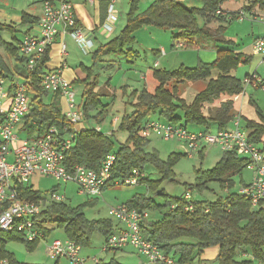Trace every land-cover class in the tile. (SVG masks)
<instances>
[{
	"label": "trees",
	"instance_id": "obj_1",
	"mask_svg": "<svg viewBox=\"0 0 264 264\" xmlns=\"http://www.w3.org/2000/svg\"><path fill=\"white\" fill-rule=\"evenodd\" d=\"M137 1L132 0V10H135ZM196 1L201 4V7H187L178 0H161L153 2L144 13L137 16L132 12L128 17L129 24L122 33L94 52L92 67H83L87 78L74 83V85L83 87L80 103H76V106L83 112L86 121L91 120L90 112L92 111L98 112L95 117L97 121L101 120L104 114L106 116L107 111L100 99L108 95L100 94V77L95 73L96 66L105 63L104 59L113 55L134 60L137 54L130 49L135 43L133 34L143 25L149 24L176 30L178 36L175 39L181 40L184 47H195L197 40L226 42L223 37L222 24L228 22L229 15H235L241 10L229 12L226 16L223 5L232 0ZM253 3L255 7L258 6L260 10H264V0H253ZM109 4L110 0H104L102 23L106 19ZM218 10H222V15H217ZM247 10L251 12L253 8L250 7ZM251 14L255 13L251 12ZM199 19H202L206 26L203 30L198 27ZM38 21L39 19L32 17L29 21L27 15L24 14L21 25L31 26L37 24ZM214 23L218 24L217 28H207V25ZM17 28L0 22V72L6 77L7 74H12L6 58L24 67V58L20 55L22 41L20 43L16 38ZM29 32L27 31L26 35ZM3 34H10L12 40L5 41ZM48 53L49 51L34 73L28 74L24 67L20 74L21 78L32 81L28 92L29 113L24 118L21 131L34 133V136L38 137L46 133L49 128L55 127L58 131V138L62 141L69 134H75L73 146L65 154L64 166L68 172H72L76 166H84L97 171L104 158L111 153L116 156L112 171L113 179L125 180L131 177L133 170L143 173L145 178L139 181V185H144L147 191L155 197H161L162 202L158 203L154 196L149 197L143 194L134 196L124 205L129 209L149 213L141 223L143 236L158 245L166 255L175 258L178 264H193L202 257L205 250L214 247L219 248L215 259L219 264L252 263L236 260L237 255L245 250H249L255 260L264 262V200L259 203L258 208H253L251 200L239 191L230 192L227 197L217 198L213 202L191 201V197L189 201H186L185 196L189 195V192H186L183 198L168 196L161 189V185L165 181H174L171 178L172 165L179 157L172 155L168 162L160 160L156 151H147L152 137L145 138L142 135L143 126L149 121L181 126L187 130H189V124L202 126L208 131L212 124L217 126V130L229 127L235 117L233 99L240 96L244 90L241 81L231 75L239 61V56L235 52L218 50L217 58L213 63L200 62L196 68L192 69L180 67L172 71L154 70L152 77L157 83L156 88L153 91L143 89L141 92H134L130 103L131 111L125 112L117 124V130L110 137L97 131L96 128L79 132L75 130L76 127L69 125L61 107V94L59 92L49 93L40 85L41 78L46 73ZM214 73L216 77H213ZM200 80L207 81L206 88L198 93L191 103H187L181 97L180 85ZM105 87L110 88L109 81L106 82ZM216 103H218L217 108L211 110L210 107ZM206 106H210L207 114L203 113ZM64 128L68 130L65 131ZM246 129H248L246 133L249 142L257 145L262 141L264 125L247 120ZM117 133H125L127 138L115 149L113 138ZM262 152L264 154V151ZM248 165L249 161L237 153H223L216 167L206 172L198 171L196 187L202 193L209 183L217 182L222 189L230 191L235 186L232 177L241 175L247 170ZM149 166L156 169L160 175L159 180L154 181L149 178L145 172ZM242 185L246 184L242 182ZM18 191L24 200L47 201L40 192L28 185L20 186ZM188 206H191L192 210H186ZM154 213H157L159 217L153 218L151 215ZM40 218L42 222L40 229L46 238L55 228H58L66 233L67 239L74 241L82 250L91 247L95 234L102 236L105 244L113 233L112 220H88L80 207L72 209L64 204V201L47 204ZM3 234L0 233V235ZM5 236L8 240L25 243L29 250L38 245V243L26 242L21 235L16 233ZM0 241V260L7 259L9 264H26L16 261L4 250L5 241L1 238ZM97 264H115V262L106 263L99 260Z\"/></svg>",
	"mask_w": 264,
	"mask_h": 264
},
{
	"label": "rangeland",
	"instance_id": "obj_2",
	"mask_svg": "<svg viewBox=\"0 0 264 264\" xmlns=\"http://www.w3.org/2000/svg\"><path fill=\"white\" fill-rule=\"evenodd\" d=\"M187 7H201V4L196 0H178ZM135 10H132V0H120L115 4V12L118 21L115 24V30L109 35L95 32L96 43L95 45H105L117 36L129 24L128 17L133 12L136 16L144 13L152 4L148 0H138ZM39 3L36 0H0V22L8 25H13L17 28L16 38L22 39L27 30V26H22L19 22H14L12 16L14 14L21 15L23 12L31 16L41 15ZM250 7L258 16H264V10H260L258 6H254L253 0H232L223 5V11L226 16L229 12L244 11L246 20L239 21L233 20L223 23L224 32L223 37L226 42L218 43L212 40H197L195 47H184L181 40L175 39L178 32L169 28H160L154 25H143L137 29L133 38L135 43L130 47L136 52L134 60L125 58L120 55H113L112 62L108 72H103L102 78L107 80L110 78L111 89H107L105 85L99 90L100 94L108 96L101 97V103L105 106L106 116L103 115L102 119L97 121V111L90 112V122L96 129H100L102 133L107 136H112V133L117 130V124L125 112H130V103L134 92H141L143 89L153 91L157 83L152 77L154 70L172 71L180 67L196 68L200 62L211 64L217 58L218 50H230L239 56V61L235 70L231 75L240 80L243 85V92L235 101V116L241 118L243 129L247 132V120H253L264 125V60L260 55L254 54L253 45L258 38L264 36V25L259 19L254 20L251 12L248 11ZM255 9V10H254ZM3 16V17H2ZM6 16V18L4 17ZM40 17V16H39ZM198 27L204 29L206 26L202 19L198 20ZM218 27L217 23L207 25L208 29H215ZM3 39L7 42L12 40L10 34H3ZM179 43L182 46H179ZM68 52L73 57L69 60V65L72 67L75 64H83L87 67H92V56L84 54L79 46L73 42L69 37L66 40ZM164 52L160 56H156L158 52ZM73 52V53H72ZM92 53V52H91ZM159 66H155V63ZM255 75L260 79V84H245L244 81L247 77ZM216 77V73L213 74ZM255 84V85H254ZM207 86V81H193L181 84V97L187 103H191L195 96L203 91ZM83 87L80 85H73V92L76 96V103H80V96ZM111 95V96H110ZM223 100L225 99L222 98ZM216 105L206 106L204 108L205 114L208 113V108L215 110ZM63 109V107H62ZM64 110V109H63ZM116 124L114 125V121ZM231 126V125H229ZM22 127V126H21ZM190 131H206L208 129L202 126L188 125ZM210 132L215 133L217 126L210 125ZM249 133V132H248ZM19 138H32L34 133H26L25 131H17ZM127 138L125 133H117L113 138L114 148L117 149ZM257 147L264 151V137L262 141L257 143ZM148 152H155L158 154L160 160L168 162L170 156L178 155V159L172 165V179L174 181H165L161 185V189L165 194L172 198H183L186 192H189L191 201H208L213 202L217 198H225L230 192H238L243 187L242 182L249 185L252 182L254 173L245 170L241 175L232 177L234 187L232 190L222 189L217 182L209 183L207 188L199 192L196 187L198 171L206 172L216 167L220 161L223 152L217 146H208L202 154H197L194 158L186 157L185 153L187 148L179 141H164L157 137L150 139V145L147 149ZM145 172L149 175L151 180L157 181L160 175L153 167H147ZM28 186L33 190L40 192L47 202L51 203V194L55 192L62 196L64 204L72 209L80 207L83 214L88 220H106L110 219L120 225L113 217L109 215L112 208H117L126 204L136 195H147L153 197L147 191L144 185L137 186H116L107 188L103 194L98 197H89L79 194L78 187L74 184H63L58 182L52 177L43 176L40 174L33 175L28 183ZM189 189V190H188ZM156 202L161 203L162 198L154 196ZM153 218L159 217L157 213L152 214ZM121 226V225H120ZM0 235L1 240L5 241L4 250L11 254L13 258L26 264H71L67 259L53 260L46 252L47 244L54 240L64 241L67 239L66 233L58 228H55L47 237L45 241H41L38 245L29 250L25 243L17 240H8L5 236ZM103 237L95 234L91 242V247L82 250V256L89 258H96L98 261L102 260L106 263L114 261L115 264H140L146 263L147 260L134 254L133 250L126 251H111L104 252ZM84 252L91 254L86 255ZM112 253H116L115 255ZM137 255V256H136ZM205 260V262L203 261ZM238 262L251 261L250 264H264L255 260L249 250L240 252L237 255ZM58 261V262H57ZM88 264H94L88 262ZM193 264H219L212 258H204L203 256Z\"/></svg>",
	"mask_w": 264,
	"mask_h": 264
},
{
	"label": "built area",
	"instance_id": "obj_3",
	"mask_svg": "<svg viewBox=\"0 0 264 264\" xmlns=\"http://www.w3.org/2000/svg\"><path fill=\"white\" fill-rule=\"evenodd\" d=\"M76 1L36 0L41 5L42 16L36 25V31L27 34L20 45V55L24 58V67L28 74L35 72L60 33L69 34L84 54H91L94 41L79 24L75 10ZM84 1L94 3V0ZM119 1L110 0L107 18L101 27L106 34H111L115 30L118 21L115 4ZM148 1L153 3L161 0ZM222 13V10L217 11V15ZM251 15L254 20L259 19L264 25V16ZM228 19L241 22L246 20L243 10L235 15H229ZM179 46L182 44L179 43ZM253 51L264 60V36L255 41ZM62 53L67 55L65 44H62ZM160 53L164 54L162 51ZM40 83L45 91L59 92L61 99H65L64 116L69 125L77 127L85 121L83 112L76 106L72 84L63 77L60 70L46 71ZM244 83H255L258 87L261 82L253 75L247 77ZM31 85L30 79H10L0 72V233H16L28 243H39L47 239L40 229L42 225L40 215L49 202L24 200L18 191L20 186L28 185L33 175L40 174L52 177L63 184H74L78 187L80 195L95 198L100 197L112 186H137L145 175L133 170L131 177L125 180L113 179L112 171L116 156L111 153L104 158L97 171L76 166L72 172H68L64 166L65 154L72 148L75 134H69L63 141L59 140L55 127L49 128L38 137L19 138L17 131L22 130L24 118L29 113L28 92ZM262 88L264 90L263 86ZM238 97L234 100L237 101ZM230 125L215 133L190 132L181 126L149 121L143 126L142 135L145 138L157 137L164 141H179L187 148L185 155L188 158L202 154L208 146H217L223 153L233 152L247 159L249 161L247 170L253 172L254 177L249 185L241 187L239 193L251 200L253 208H258L259 203L264 200V154L256 144L249 142L239 116H235ZM96 130L100 131L99 128ZM62 198L52 192L50 200L51 203H62L64 201ZM185 200L189 201L190 195H186ZM186 210L190 211L192 207L188 206ZM109 215L122 228L108 237L104 244V252L131 247L140 257L147 260L146 263L140 264H178L175 258L166 255L158 245L143 236L141 223L148 217V212H139L122 205L112 208ZM46 252L53 260L67 259L71 264L98 263L96 258L82 256V248L69 239L48 243ZM0 264H9V261L3 259L0 260Z\"/></svg>",
	"mask_w": 264,
	"mask_h": 264
},
{
	"label": "crops",
	"instance_id": "obj_4",
	"mask_svg": "<svg viewBox=\"0 0 264 264\" xmlns=\"http://www.w3.org/2000/svg\"><path fill=\"white\" fill-rule=\"evenodd\" d=\"M75 5H76V7H75L76 8L75 9L76 10V15H77V19L79 21L80 26L86 32H88V34L90 36H92V38H93L94 47L92 49V53L90 54L92 56L97 49H99L100 47L103 46V45H100V46H98V45L96 46L95 45V43H96L95 32H100L101 34L109 35V34H106L101 29L102 25L106 21V19H105V21L102 23V16L104 14L103 13L104 12V9H103L104 0H94L93 4H89V3L85 2L84 0H77ZM39 6H40L39 8H40V11H41V15L31 16L30 14H27L25 12H23L21 15L14 14L12 16L13 23L14 22L21 23L22 15H24V14L27 15V19H29V21H30L31 17L39 19L42 16V8H41L40 4H39ZM108 10H109V7H108L107 12H106L107 13L106 14V18H107V15H108ZM4 17L6 18V16H4ZM36 25L37 24L31 25V26H27L26 32L27 31H30L29 33L35 32L36 31ZM26 32L24 33L22 39H21V37H20V39H18L20 43L23 40V38L25 37ZM68 37L74 42L72 37L69 34H67V33L66 34L60 33L55 38L53 45L48 50L49 51V53H48L49 61L46 64V71L60 70L62 72L63 77L67 81H69L72 85H74V83L76 81H78V80L79 81H84L87 78V74L83 71V67H87V66H85L83 64H80V65H76L75 64L74 66L71 67L68 64L69 60H71L73 58L71 56V53L68 52V48H67V55H63V53H62V44L66 45V40H67ZM20 43H19V45H20ZM160 54L161 53L158 52L156 54V56L159 57ZM104 61H105V63L98 64L96 66V68H95V73L98 74L99 77H100L99 89H101V87H103L106 84L107 81L111 82L110 78H108L107 80L103 79L105 77L102 78V74L101 73L108 72L109 68L113 67V66H111V64H114V63L112 62V58H109V57H106L104 59ZM6 63H7V65L10 66L11 71H12L11 72L12 74H7L8 78H10V79H12V78L23 79V78L20 77V74H22V70L24 69V67L21 64H19L17 62H14V60L7 59V58H6ZM92 63H94L93 60H92ZM156 64L159 66L158 62L155 63V66H156ZM109 89H111V83H110V88ZM61 107H63L64 110L66 109V101H65V99H61ZM115 121H114V123H115ZM92 126L93 125L90 122L85 120L81 125L77 126L75 128V130L80 132V131H84V130H87V129H94V127H92ZM113 223H114V226H113V231L112 232H116V231H118V230H120L122 228V226L117 225L116 222H113ZM104 242H105V239L103 238V243ZM128 249H131V250H133V252H135V250L133 248H131V247L122 249L120 251H126ZM85 253L86 252H84L83 254H85ZM218 253H219V248L218 247H214V248H210V249L205 250L204 254L202 256L204 258H212V259L215 260L217 258V256H218ZM89 254H91V253L90 252L86 253V255H89ZM112 254L115 255L116 253H112ZM134 254H137V253L135 252ZM203 261L205 262V260H203Z\"/></svg>",
	"mask_w": 264,
	"mask_h": 264
}]
</instances>
